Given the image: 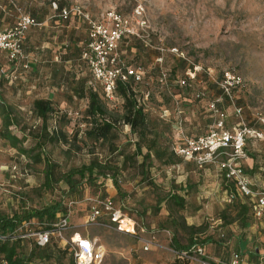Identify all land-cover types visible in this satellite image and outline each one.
<instances>
[{"label": "rangeland", "instance_id": "374dc122", "mask_svg": "<svg viewBox=\"0 0 264 264\" xmlns=\"http://www.w3.org/2000/svg\"><path fill=\"white\" fill-rule=\"evenodd\" d=\"M12 2L21 12L41 21L39 26L31 27L25 33L22 62L12 65L0 52V101L16 118L9 130L21 139L24 148L34 147L39 135L42 121L31 111L32 101L36 98L50 99L59 109L56 116L65 115L70 120L64 127L68 133L74 129L82 132L86 127L82 120L85 100L75 96L74 84H68L73 71L85 74L84 66L77 61L79 44L75 43V38L85 37L78 30H84V27L80 25L71 35V25L67 28L52 25L53 2L78 4L94 17L114 9L132 20L139 36L130 37L122 43L118 53L121 58L123 55L126 65L142 68L144 78L135 90L143 94L145 109L156 115L159 121L155 127L149 126L145 137L139 139L142 152L150 150L146 171L140 164L142 155L135 151L137 134L123 123H117L116 137L112 141L88 143L80 150L67 149L68 146L62 143L45 142L41 150L34 149L33 153L40 150L54 165L47 184L45 163H36L19 153L0 135V213L21 215L58 201L66 205L72 202L66 236L75 231L95 238L104 251L103 264H173L176 261L178 264H202L198 256L193 255L191 259L179 257V251L171 244L174 231L179 245H186L189 233L180 225L184 221L186 225L203 227V231L194 236L195 239L199 241L210 237L212 240L209 250L206 245L210 261H227L231 251V234L236 225H241V220L237 218L238 205L245 199L238 193L234 199L228 200L222 173L217 168L195 167L180 156L170 155L167 132L173 126L171 118L177 117L175 107L182 100L176 94H180L181 98L188 97L198 90L204 92V98L186 103V128L189 127L193 133L205 134L213 127L209 114L199 107L205 105L208 96H218L214 80L228 69L244 79V87L235 93L237 104L242 107V119L231 114L232 106L223 98L219 103L228 114L227 126L229 129L237 128L243 121L248 127L264 132V0ZM3 7L8 12L0 21V28L9 27L17 18V11L9 0H0V11ZM64 55L70 59L63 61ZM158 57L161 60H156ZM23 63L27 67H23ZM193 66H197L198 70L194 79H189L190 86L180 87L176 80L188 77L184 72ZM161 71L170 79L167 86L160 80ZM119 101L115 106L117 110H120ZM165 108L169 114L161 116ZM55 121L56 117L52 115L47 120L48 128L55 126ZM2 129L0 111V131ZM245 145L250 151L264 153V138L247 137ZM164 148L163 154H157ZM91 160L116 167V179L124 197L116 193L111 177H98L92 184L82 181L75 191L68 190L63 175L69 169ZM178 185L186 190H179L185 198V206L181 210L173 207L169 211L166 203L162 200L159 204V200ZM103 193L112 197L123 212L137 219L142 215L144 223L138 224L144 226L145 231L128 236L100 223L85 222L87 205L92 198ZM248 215L250 221L259 219L251 211ZM172 218L177 222H173ZM37 226L35 222L31 228ZM151 236H154L153 244L149 250H142L140 239H150ZM51 241L55 245L58 238L53 237ZM222 243L226 244L223 246ZM18 245V250L24 255L33 247L29 239ZM219 251L224 257L228 255L227 259H215ZM70 260L69 252L63 255V264H70ZM30 264L57 263L53 257H37Z\"/></svg>", "mask_w": 264, "mask_h": 264}, {"label": "built area", "instance_id": "2783aa9c", "mask_svg": "<svg viewBox=\"0 0 264 264\" xmlns=\"http://www.w3.org/2000/svg\"><path fill=\"white\" fill-rule=\"evenodd\" d=\"M17 11V18L11 27L0 29V52L5 53L9 62H22L24 54L22 43L25 39V33L30 27L39 26L38 22L30 14L21 12L16 5L9 0ZM69 20L77 18L86 28L88 43L81 51L80 58L89 67L94 79L99 82L104 95L108 99H113L117 81H125L132 76L135 81L143 78L144 72L140 66L130 67L118 53L117 46L123 37L139 36L132 20L119 13L114 9L104 11L100 17H94L89 11L78 4L65 5L60 9L53 10L50 17ZM161 50L160 48H158ZM157 60H161L158 57ZM27 67L26 63L22 64ZM197 66L188 68L185 71L187 78L178 79V85H188L189 79H194ZM160 80L164 85H168V77L164 71L160 72ZM216 87L222 92L215 99L208 101V108L216 117V121L205 134L198 136H187L183 133L182 118L178 106L175 107L177 117L175 119L174 130L178 135V140L172 146L174 153L185 160L194 162L198 167L205 164L219 166L224 170L226 179L234 182L236 190L242 196L253 199L251 206L252 213L255 217L264 216V189H254L241 168L240 161L246 157L245 142L247 137L264 138V132L255 128L248 127L243 121H240L237 128L224 129L223 118L224 111L219 109L218 104L225 95L232 106L234 115L239 119L241 117V107L234 102L237 91L244 87V79L236 72L228 69L223 72L221 79H215ZM204 95L203 91H196L195 97L199 98ZM168 109H164L161 116H168ZM264 121V120H262ZM233 196L228 195L230 201ZM89 209L85 214V222L100 223L108 228L135 236L137 233L145 231L144 227L128 217L119 205L115 203L112 197L104 198L94 197L91 199ZM72 202L67 205L65 213H60L58 218L49 227L43 229L44 223L38 228L33 229L32 221L23 220L17 223L12 230H3L0 228V241L15 240L32 237L35 243L43 247L51 239L58 238V241L69 248L73 257V264H102L104 251L95 238L82 236L79 233H73L66 236L69 229V215L71 213ZM154 236L150 239H140L142 250L147 251L153 244ZM195 256L200 257L202 264H209L204 249L200 245L193 247ZM2 264H7L1 259ZM216 264H247L243 256L238 251H231L229 259L225 262ZM255 264H264L260 260Z\"/></svg>", "mask_w": 264, "mask_h": 264}, {"label": "trees", "instance_id": "16d2710c", "mask_svg": "<svg viewBox=\"0 0 264 264\" xmlns=\"http://www.w3.org/2000/svg\"><path fill=\"white\" fill-rule=\"evenodd\" d=\"M52 4H53L52 10L60 9L61 7L67 5L66 3L55 4V2H53ZM7 12L8 11L5 9V7H3L2 11H0V21L2 20L3 16L7 14ZM35 19L38 22H41L37 18ZM14 23L15 21L9 27L13 26ZM51 23L55 27L60 26L63 28H67L68 26L71 25L73 28L71 35L75 34L76 29L79 28L80 25L84 27L85 31L82 29H78V30H81L82 33L85 35V37L84 38L79 37V39L75 38V43L79 44V48L77 49L78 50L77 61H80V63L84 66L85 74L82 72L73 71L72 73H70L71 81H69L68 84H71V83L74 84L73 90H74L75 96L80 99L85 100V108L83 111L82 120L84 121L86 127L82 130V132H80L79 129H74L73 132L68 133V131L64 130V127L68 124L70 120L66 118L65 115H60L58 117L56 116V113L58 112L59 109H57V107L54 106L53 102L50 99L36 98L32 101L31 111L36 115L37 118H40L42 121L40 125V129H39V135L36 136L37 140H36V143L34 144V147L24 148L23 145L21 144L22 142L21 139L17 137L16 135H14L13 133H11V131L9 130L10 126L13 125L16 118L12 115V111L9 110L8 107H5L3 105L4 103L0 101V111L2 113V121H3V129L0 131L1 137L6 139L11 144L12 147L17 148L19 150V153L23 154L24 156H28L29 158H32V161L36 163L43 161L45 163L46 169H45L44 175H45V180H46L45 182L47 184V182H49L52 176V169L54 165L49 161L46 154L40 151L42 149V144L44 145L45 142L62 143L68 146L67 149L73 148L74 150H80L82 149L83 146H87L88 143L96 144L99 142L102 143L105 141H109V142L112 141V139L116 137L117 123H123L129 127L132 133L137 134L138 139H136L135 151L136 153L142 155V160L140 164L143 167L144 171H146L147 169L146 160L150 159V150L146 149L145 152H142L139 139L144 138L149 126L155 127V125H157L156 122H158L159 120L156 118V115L150 114L149 111L145 109L144 102L142 99L143 94L140 91L135 90V87L137 85L140 86V83L142 82L144 75L140 81H135L132 76H129L125 81H117L113 99H108L104 95L102 91V87L100 86L99 82H97L94 79L93 74L90 71L87 64L84 61H82L80 58L81 51L87 46V43H88V36H87L85 25L81 21H79L77 18H71L69 20L52 18ZM130 37H133V36L123 37L121 39V41L118 43V46H117L118 51H121L120 49L121 44L124 43ZM65 47H67V45H65ZM23 48H24V42L22 43V50L24 51ZM122 58H123V55H122ZM63 59H64L63 61H65V60H69L70 58L67 57V55H64ZM157 59L158 58H156V60ZM18 63L19 62H13L12 65H17ZM181 66H182V70H184L185 68L184 63H182ZM223 72L219 76V79L222 78ZM185 78L188 79V77H185ZM189 86L190 85L188 83V85L180 86V87L187 88ZM213 86L216 89V92L218 93V95H221L222 92L216 87L215 83H213ZM147 94H150V93L147 92ZM195 94L196 93L194 94L192 93L190 96L188 97L183 96L182 98L180 97V94L178 93L176 94V96L178 95L179 99H182V100H179L180 103H177V106L180 110V115L183 116L181 117L182 127H183V131L185 135L187 136H198L199 134H202V133H193L189 129V127L186 128L187 120H188V117L186 116L187 115L186 114V111H187L186 103H192L193 100L200 101L204 98V95L202 97L197 98L195 97ZM216 97L211 98L208 96V99L204 103L205 105H200V107L198 105L196 106V108L199 107L202 110L204 109V111L209 114V118H211L213 124L216 121V117L212 116L211 114L212 111L208 109L207 104L209 100H213ZM222 98L228 103V105H231L230 101L225 95H223ZM118 101L120 102L119 103L120 110H117L115 108L116 103ZM167 101L168 100H165V102ZM234 102L236 103V105L241 107L239 104H237L236 99L234 100ZM218 107L219 109L224 111V113L226 112L225 109L220 106V104H218ZM241 110H242V107H241ZM231 114L235 116L233 109H232ZM52 115H55L56 117L55 126L48 128L47 120L50 117H52ZM227 117H228V114L225 113V116L223 118V125H222V128L224 129H229V127L227 126V123H228ZM171 120L174 121L175 117L173 116ZM167 134L169 138L170 155H176L172 149V146L175 144L176 140L178 139L176 137L175 131L173 130V126L169 128V132H167ZM34 149H40V150H38L36 153H33ZM164 151H165V148L162 149L159 153L157 152V154H163ZM186 162L194 165L195 167H198L194 162L190 160H186ZM240 165H241V168L243 169L242 164ZM214 166H212V164H205L199 168H203V167L204 168H211V167L217 168L222 173V184H223L225 191L227 192V196L231 194L233 196L232 199H234L236 194H238L236 187L234 185V182L229 179H226L224 170L222 168L216 165ZM117 173L118 171L116 167H111V166L106 165V163H98L95 160H91L89 163H86V164L83 163L78 167L69 169L67 173L63 175V179L68 186V190H70V192H73L78 188V185L82 181H85L88 184H92L96 182L98 177H103V178L111 177L113 180V185L116 189V193L118 194L119 197H124L125 195L123 194V191H121L120 185L118 184L117 179H116ZM174 188L175 189H171L166 193L165 198L163 197L161 200H159V204L162 202V200L166 203L169 211L170 209L173 210V207H175L177 210H181L185 206V198L182 194L179 193V190H183V191H186V190L183 188L182 185H178L177 187H174ZM106 196L108 195L103 193V195H100L97 197L104 198ZM247 198H248V203L244 202L238 205L237 218L241 220V224L243 223L247 224L250 222V220L248 219L249 215L248 214L246 215V213L251 211L253 200H251L249 197ZM63 204L64 202L58 201L51 205L42 207L41 209H37L35 211L28 212L26 214H21V215L14 213L11 216H6L0 213V228L3 229L4 231L12 230L16 226L17 223H20L23 220H26V221H32L33 224L36 222L38 226L35 229H38L42 225V223H44V225L42 226H43V229H46L49 227L50 223H53L54 221L57 220L58 215L60 213L66 212L68 204L67 205L66 204L63 205ZM86 208L89 209V204L87 205ZM124 213L128 217L134 219L137 222V224L138 222L144 223L141 217L142 215H139L137 219V217H133L126 212ZM221 217L225 219L223 214H221ZM172 220L173 222L175 221V223L177 222L176 219L172 218ZM69 225H70V222H69ZM180 225L184 229L188 230L189 239L186 245H179V241L175 237L174 231L172 232L173 237L171 239V244L177 251H179L178 256L184 257L185 259H191L192 256L194 255L193 247H195L196 245H200L204 249L205 255L207 256V259H208V254L206 252L205 244L211 241L210 237H205L204 239L202 240L200 239L199 241L195 239L196 237H194L203 231V227L201 225H198V226L186 225L184 221L181 222ZM115 232L121 233L118 231H115ZM73 233H77V232L74 231V232H71L70 234H73ZM121 234H124V233H121ZM81 235L85 236L83 234ZM125 235H128V234H125ZM128 236H131V235H128ZM90 238H93V237H90ZM25 239H29L33 243V247L31 248L29 253L26 255H24L22 251L18 250V246H19L18 244L20 242L25 241ZM54 244L55 245H53L52 241H50L47 245L40 247L35 243L32 237L0 241V264H2L1 259H4L7 262V264H30L34 260V258H37V257H46V258L53 257V259L55 260L57 264H63L62 262L63 255H65L67 252H69L71 256L70 264H73V257H72V254L70 253L69 248L66 246H63L59 241H56V243ZM231 251H234V250H231ZM177 262L178 261H176L173 264H178ZM216 263L217 261L213 262L209 260V264H216Z\"/></svg>", "mask_w": 264, "mask_h": 264}, {"label": "crops", "instance_id": "0c3cea01", "mask_svg": "<svg viewBox=\"0 0 264 264\" xmlns=\"http://www.w3.org/2000/svg\"><path fill=\"white\" fill-rule=\"evenodd\" d=\"M172 125L174 130L175 120L172 122ZM176 137L178 139L177 133ZM244 149L246 152V157L240 161V164H242L246 176L248 177L252 187L254 189H264V175L261 176V173H264V158H262L264 157V153H260L256 150L250 151L246 148V145ZM243 198L245 199V201H243L242 203H248V198L245 196H243ZM250 199L253 200L252 198ZM247 214L248 213H246V215ZM233 231L234 232L231 234L232 240L230 250L240 252L243 256L244 262L247 264H255L260 260H264V216L260 217L255 222L250 221L247 224L243 223L240 226L236 225ZM225 244L226 243H222L223 246ZM206 245L208 246L209 250V248H211L209 246L213 245L212 240L205 244V248ZM218 246L220 245L218 244ZM218 254L219 256L214 258L223 259V252L220 253L219 251ZM228 255H226L224 259H227Z\"/></svg>", "mask_w": 264, "mask_h": 264}]
</instances>
